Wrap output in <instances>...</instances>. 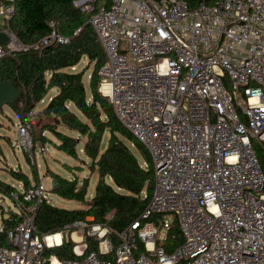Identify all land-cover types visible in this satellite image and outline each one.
<instances>
[{
  "label": "built area",
  "instance_id": "obj_1",
  "mask_svg": "<svg viewBox=\"0 0 264 264\" xmlns=\"http://www.w3.org/2000/svg\"><path fill=\"white\" fill-rule=\"evenodd\" d=\"M73 4L90 14L105 53L99 93L150 155L152 196L121 232L87 218L41 236L35 216L51 203L49 191L42 183L19 184L20 194L10 197L15 207L4 211H14L20 222L5 232L0 264H264V172L255 149L264 151V0ZM14 13L15 0H0V33L8 38L0 59L68 42L53 31L22 45L8 27ZM33 118L16 130L17 145L32 161ZM39 152H46L44 145ZM153 215L163 218L146 221ZM174 220L183 242L169 253L164 241ZM71 228L81 232L72 249L76 258L47 255ZM86 237L96 250L88 251ZM139 243L143 250L135 254Z\"/></svg>",
  "mask_w": 264,
  "mask_h": 264
},
{
  "label": "trees",
  "instance_id": "obj_2",
  "mask_svg": "<svg viewBox=\"0 0 264 264\" xmlns=\"http://www.w3.org/2000/svg\"><path fill=\"white\" fill-rule=\"evenodd\" d=\"M73 1L15 0V13L8 27L22 45L39 43L53 31L68 39V42H52L38 50L17 52L0 59V81L13 84L20 94L18 103L8 105L19 123L24 122L26 115L47 97L49 91L56 89L57 93L42 110L44 116L51 120L42 129L56 138V150L87 164L90 173L96 171L98 176L94 195L90 201H86L88 180L84 179L79 187L76 176L70 180L46 170L55 182L50 192L64 200L80 203L82 208L66 209L51 203L40 205L35 216V228L41 236L65 232L66 227L84 223L87 218H92L94 224H104L121 232L145 211L154 186L153 167L147 149L124 129L108 100L99 93L98 72L105 63V53L88 24L90 14L75 7ZM186 1L193 7L203 0ZM51 24H54V29L50 27ZM83 57L87 58V69L92 65L88 90L83 81L85 71L72 70ZM60 125L69 134L61 133L58 130ZM106 135V147L102 149ZM81 138H85L83 143L80 142ZM80 143L81 148H78ZM255 149L264 172V151L257 145ZM79 153L84 160L79 158ZM143 163L147 164V170ZM64 167L71 168L65 164ZM8 171L11 178L22 184L24 189L32 185L29 177L19 169ZM71 173L75 174L76 171L72 170ZM33 178L35 184L38 183L37 175L33 174ZM17 192V188L0 180V195L10 199L11 193ZM161 217L153 215L146 221H158ZM0 219L4 227L0 233V244H4L6 230L19 223L20 217L14 211L6 213L0 204ZM75 231V228L69 229L61 245L46 249L45 253L59 260L75 259L72 251L75 244L70 239ZM112 239L117 245V238L112 236ZM85 242L88 251L97 249L92 238L86 237ZM182 242L174 220L164 241L166 251L172 252ZM142 250L143 245L139 243L135 254Z\"/></svg>",
  "mask_w": 264,
  "mask_h": 264
},
{
  "label": "rangeland",
  "instance_id": "obj_3",
  "mask_svg": "<svg viewBox=\"0 0 264 264\" xmlns=\"http://www.w3.org/2000/svg\"><path fill=\"white\" fill-rule=\"evenodd\" d=\"M87 58L83 57L81 62L72 70L76 71H85L83 75V81L85 84L86 89L88 90V79L89 75L92 70V65L86 68L87 66ZM57 91V90H56ZM49 94L48 96H50ZM47 105V97L43 100V102L38 103L35 107L26 115L27 116L32 114L33 115V133H32V143L34 145V161H32L28 154H26L20 145H17V126L19 124V119L15 115V113L10 109L9 106H4L0 110V180L4 183H9L14 187H18L19 183L15 182L8 170H17L19 169L22 173L26 174L29 177V180L32 184H35L33 174L38 177V183H42L44 187L49 191V200L51 204L56 207L66 208V209H75V208H82V204L67 201L50 190L55 186H50L52 181L54 180L49 177V172H46L47 169L51 170L52 172L61 175L65 179L72 180L74 174L71 173L72 170L76 171V176L79 180V183H82L84 179L88 180L87 186V193H86V201H90L94 195L95 185L98 180V176L96 171L90 173L89 167L87 164H83L80 160L74 159L72 157L67 156L66 154L56 150V144L58 141L56 138L49 132L43 131V125L48 124L51 120L44 116L42 113V108ZM26 119L24 121H26ZM58 130L61 133L69 134L68 130L60 125ZM85 138H81L80 142L83 143ZM81 143L78 148H81ZM107 143V135L103 139L102 149L106 147ZM44 145L46 152L41 154L40 146ZM79 158L84 160L81 153L78 154ZM29 159H28V158ZM139 161L141 159L138 157ZM65 165L71 166V168L67 169L64 167ZM144 164V163H143ZM52 180V181H51ZM108 183L112 184L111 181L107 180ZM83 185V183L81 184ZM79 185V187H81ZM0 204L2 205L3 209L5 208H12L15 205L12 201L6 197L0 195ZM171 218L172 216H166L165 218ZM163 217H161L162 219ZM91 218H88L90 220ZM81 232L76 229L73 235H70V239L73 243L78 242V238H80Z\"/></svg>",
  "mask_w": 264,
  "mask_h": 264
},
{
  "label": "water",
  "instance_id": "obj_4",
  "mask_svg": "<svg viewBox=\"0 0 264 264\" xmlns=\"http://www.w3.org/2000/svg\"><path fill=\"white\" fill-rule=\"evenodd\" d=\"M8 38L5 34L0 33V45L6 46ZM20 94L11 83H3L0 81V109L4 106L16 104L19 102ZM59 124L58 121H56Z\"/></svg>",
  "mask_w": 264,
  "mask_h": 264
},
{
  "label": "crops",
  "instance_id": "obj_5",
  "mask_svg": "<svg viewBox=\"0 0 264 264\" xmlns=\"http://www.w3.org/2000/svg\"><path fill=\"white\" fill-rule=\"evenodd\" d=\"M56 93H57L56 89H53V90L49 91L48 95H49V94H51V95H50V96L47 95V102H48V101L50 100V98H51L52 96H54ZM41 102H43V100H42ZM44 108H45V107H44ZM44 108H42V110H43ZM70 167H71V166H70ZM74 176H76V173L74 174ZM76 177H77V176H76ZM51 181H52V180H51ZM54 184H55V182L52 181V183H51L50 186H54Z\"/></svg>",
  "mask_w": 264,
  "mask_h": 264
}]
</instances>
